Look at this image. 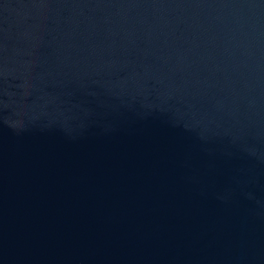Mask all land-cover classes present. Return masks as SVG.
<instances>
[{
	"label": "water",
	"instance_id": "95a60500",
	"mask_svg": "<svg viewBox=\"0 0 264 264\" xmlns=\"http://www.w3.org/2000/svg\"><path fill=\"white\" fill-rule=\"evenodd\" d=\"M0 264H264V0H0Z\"/></svg>",
	"mask_w": 264,
	"mask_h": 264
}]
</instances>
